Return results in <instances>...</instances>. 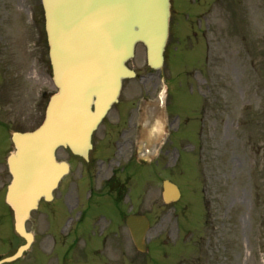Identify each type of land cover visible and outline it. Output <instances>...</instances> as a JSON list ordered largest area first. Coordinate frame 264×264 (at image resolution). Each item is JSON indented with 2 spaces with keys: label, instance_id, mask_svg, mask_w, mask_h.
Here are the masks:
<instances>
[{
  "label": "rangeland",
  "instance_id": "1",
  "mask_svg": "<svg viewBox=\"0 0 264 264\" xmlns=\"http://www.w3.org/2000/svg\"><path fill=\"white\" fill-rule=\"evenodd\" d=\"M28 2L38 4L40 11L39 0H0V120L11 129H32L41 123L49 97L57 91L51 78L48 44L44 37L41 45L37 40L40 31L45 35L44 24H33ZM257 14L250 33L229 30L213 35L215 44L204 66L197 64L203 56L202 49L195 48L197 42L184 48L177 64L169 54L161 71L150 69L144 46L137 47L135 59L143 60V93L158 94L153 100L155 110L148 113L151 116L143 125V132L148 131L153 139V144L143 139V159L147 163L159 161L160 172L157 179L155 174H147L143 180L149 183L143 185V211L152 218L148 241L160 246L157 256L163 264L178 260V264H264V158L257 154L258 146H264V0H259ZM37 56L42 61L38 62ZM7 66L12 73L5 75ZM164 78L172 82L169 97L181 116L198 112L199 93L212 99L211 112H205L202 121L210 132L211 149L210 168L205 174L204 161H193L192 157L187 166L192 165L196 172L188 168L173 171L179 158L166 151L172 148L168 139H174L180 122L182 129L195 122H187L183 116L173 121L166 110ZM255 107L263 116L257 124L252 114ZM241 118L244 125L238 127ZM9 136V129L0 126V158L4 146H10ZM189 148L186 152L191 155ZM61 154L72 161L69 186L81 184L80 173L86 171L87 164L68 150ZM166 176L174 178L184 197L161 205L157 201H164L161 180ZM7 182V178L0 179V186ZM67 200L71 202L70 196ZM12 234V215L0 195V239L7 241ZM70 264L78 263L71 258Z\"/></svg>",
  "mask_w": 264,
  "mask_h": 264
},
{
  "label": "water",
  "instance_id": "2",
  "mask_svg": "<svg viewBox=\"0 0 264 264\" xmlns=\"http://www.w3.org/2000/svg\"><path fill=\"white\" fill-rule=\"evenodd\" d=\"M54 81L44 124L33 132L14 133L17 151L9 159L13 175L7 197L16 229L30 238L25 222L42 197L49 199L63 173L55 159L63 145L88 158L91 138L118 101L123 79L134 75L126 62L138 42L148 64H164L169 37L170 0H43ZM177 195L166 187L167 199ZM148 222L143 220V236ZM141 246V241H137Z\"/></svg>",
  "mask_w": 264,
  "mask_h": 264
},
{
  "label": "flooded vegetation",
  "instance_id": "3",
  "mask_svg": "<svg viewBox=\"0 0 264 264\" xmlns=\"http://www.w3.org/2000/svg\"><path fill=\"white\" fill-rule=\"evenodd\" d=\"M172 10L173 49L176 51L181 39L191 33L210 49L214 34H226L229 28L241 34L253 31L250 27L258 18L259 0H172ZM229 21L233 24L230 27ZM131 66L137 76L125 81L118 104L95 133L91 159L94 185L77 186L78 196L69 202L67 196L71 195L72 187L67 186L65 176L54 193L53 202H44L32 216L30 230L40 246L33 247L22 258L2 264H67L68 248L63 244L68 206L80 216L72 233L86 246L78 248L79 264H85V260L91 264H116L112 261L116 252L123 260H132L128 247L131 234L126 221L131 214L143 215V114L150 104L143 96V61L133 60ZM58 158L64 160L62 154ZM7 174V163L0 160V179ZM122 177L129 182L134 179V185L123 184ZM2 188L4 185L0 193ZM58 241H61L59 246ZM7 242L19 246L16 237ZM3 245L0 239V260L16 251L4 250ZM95 259L101 261L95 262ZM147 262L142 257L141 263Z\"/></svg>",
  "mask_w": 264,
  "mask_h": 264
},
{
  "label": "bare ground",
  "instance_id": "4",
  "mask_svg": "<svg viewBox=\"0 0 264 264\" xmlns=\"http://www.w3.org/2000/svg\"><path fill=\"white\" fill-rule=\"evenodd\" d=\"M36 73L35 71L33 72V74Z\"/></svg>",
  "mask_w": 264,
  "mask_h": 264
}]
</instances>
